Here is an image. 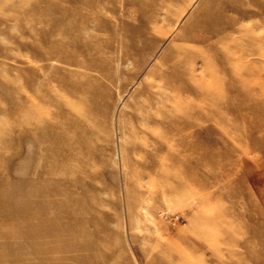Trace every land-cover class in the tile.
Here are the masks:
<instances>
[{"label":"rangeland","instance_id":"rangeland-1","mask_svg":"<svg viewBox=\"0 0 264 264\" xmlns=\"http://www.w3.org/2000/svg\"><path fill=\"white\" fill-rule=\"evenodd\" d=\"M0 264H264V0H0Z\"/></svg>","mask_w":264,"mask_h":264}]
</instances>
